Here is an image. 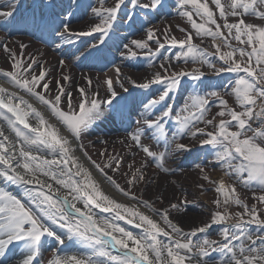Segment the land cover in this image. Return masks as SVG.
I'll list each match as a JSON object with an SVG mask.
<instances>
[{
  "label": "snow or ice",
  "instance_id": "1",
  "mask_svg": "<svg viewBox=\"0 0 264 264\" xmlns=\"http://www.w3.org/2000/svg\"><path fill=\"white\" fill-rule=\"evenodd\" d=\"M212 2L215 8L209 6L208 0H176L173 7L177 15L186 18L195 31L193 33L177 25L179 31L185 33L183 39H178L168 26L164 29V40L172 47L184 50L176 56L177 60L191 59L194 63L207 65L214 75L238 74V78L231 82L230 92L236 106L230 105L225 98L229 93L223 86L222 90L214 89L203 95L194 91L181 113L175 116L178 127L170 135L164 121L173 115V109L166 101L171 99V93L180 89L186 77L198 82L194 87L204 86L205 71L194 68L170 72L161 63L160 68L168 73L167 76L157 71L152 78L141 83L125 77L135 88L150 89L156 84H165V87L157 98L148 99L147 103L140 102L145 112L141 119L135 121V130L128 134L127 139L132 143L127 146L130 150L138 148L146 158L139 166L133 159L124 175L128 176L127 183L132 188L155 183L146 171L149 167L147 158H151L159 172L174 174L176 169L166 165L167 156L191 151L188 144L180 142L187 135L201 145L218 149L216 159L226 169L225 175L246 188L255 185L260 194L256 195L254 190L253 198L264 205V0H228L226 4L222 0ZM34 3L31 13L18 19L19 0H8L6 10H0V27L5 31L9 28L30 31L56 49L79 42L81 47L75 52L64 49L66 59H61L59 65L67 68L71 60L80 57L103 59L101 46L118 30V22L126 20L130 26L135 24L136 9L163 14L166 0H112L110 5L106 0H99L98 6L86 5L84 0H68L67 3L63 0H34ZM89 9L98 22L84 30H74L70 21L81 13L87 15ZM123 9H128L124 15L121 14ZM217 12L223 24L218 22ZM194 17H199L202 22H197ZM230 17L236 18L235 21L230 22ZM254 20L260 23L250 22ZM158 31L160 29L148 27L146 38L132 39L130 44L124 45L126 53L121 55L137 57L138 52L134 49L147 50L146 54L153 56L160 54L165 43L156 35ZM94 34H99L95 42L81 40ZM194 35L212 38L216 49L213 55L219 54V60L223 62L220 67L208 59L207 49L193 42ZM229 36L244 47H233ZM217 40L221 43H216ZM150 41L155 42V50ZM14 45L21 49L19 53L9 43L0 45L10 60V70L0 68V76L44 105L56 123L17 92L0 86V119L14 133V138H10L0 126V179L21 190L13 193L0 187V264H44L38 257L49 239L61 246L66 241L78 244L85 253L54 255L46 264H209V261L216 264L213 253L221 254L218 264H264V211L257 204L249 205L242 200L235 184L226 185L223 179L211 181L205 168L197 164L203 180L216 184L215 191L223 199L213 200L217 210L207 221L185 232L173 221L171 211H188V206L194 201H190L187 194H182L178 203L158 209L149 200L121 187L105 172V168L118 171L122 156H109L101 167L88 153L83 141L94 127L105 121L119 122L124 126L136 111L135 99L129 100L133 94L120 79V67L114 68L115 79L109 76L102 82L110 94L106 99L100 98L95 91L89 95L88 88L93 85V79L85 76L88 87L79 88L78 98L74 100L71 89L61 82L71 83L70 73H62L56 81L55 95H46L51 92L52 84V80L47 78L50 74L47 62L32 55L25 60L23 50L29 45L21 41H15ZM222 46L230 50L222 51ZM217 101L220 108L212 114L210 105ZM162 103L161 114L151 118L153 109ZM226 116L230 119H225ZM30 118L36 121L35 125L30 123ZM201 123L205 127L197 126ZM233 123L236 130H232ZM208 126L213 130H208ZM148 130H151L150 139L157 145L162 144L163 151H154L149 144L142 142ZM77 150L125 197L137 201L154 215L159 214L163 226L153 216L141 211L139 206L129 207L106 195L92 171L81 163ZM107 152L105 148L100 154L104 156ZM171 183L176 184V181ZM197 187L203 189L204 185L198 184ZM158 198L163 203V197ZM79 202L83 203L82 208L77 207ZM91 205L104 212H115L114 219L95 218ZM231 205L242 211L231 212ZM115 219L135 223L136 227L143 228V234L136 235L126 230L115 223ZM52 225L64 229V234L58 233ZM216 225L221 226L222 241L204 238L194 243L191 239ZM252 225L258 231L253 230ZM161 236L167 241L160 239ZM16 247H19V260L12 259ZM109 248L118 249L120 254L113 255Z\"/></svg>",
  "mask_w": 264,
  "mask_h": 264
},
{
  "label": "bare ground",
  "instance_id": "2",
  "mask_svg": "<svg viewBox=\"0 0 264 264\" xmlns=\"http://www.w3.org/2000/svg\"><path fill=\"white\" fill-rule=\"evenodd\" d=\"M106 3L110 5L112 3V0H106ZM98 5H99V0L96 6ZM94 22H98V18H96L89 10V13L85 15L83 19L75 22L71 26L74 30H84ZM148 23L147 25L139 29L138 33H136L133 36H130L129 39L125 41L124 45L130 44V41L132 39H141L142 37H146V29L148 27H155L157 29H160V31H158L157 33L161 36L164 33V29L167 28L168 26H171V33L176 37H180L183 34V32L179 31L177 25L183 28H187L188 25L184 17L177 15L176 8L173 6H172V13L168 12L160 19L157 17V21H148ZM1 37H3V35L0 34V38ZM15 41H21L29 45V47L26 50H23L25 53L24 55L25 60L28 59L29 55H32L37 57L40 61L47 62L46 66L50 69V74L47 78L52 80V84L50 85L51 92L46 93V95H55L56 81L60 79L62 73L64 74L70 73L73 78L71 83L64 81L61 82L66 84V86L69 89H71L74 100L78 98L79 88L88 87L87 81L84 79L85 76L91 77L93 79V85L88 88L89 95H91V93L95 91L99 93L100 98L109 97L110 94L106 91V86H104L102 82L109 76L113 77L114 79L116 78V73L114 71V68L117 66L121 68L122 75L120 76V79L125 81L126 87L131 86V84L128 83L125 77H131L132 79L136 80L137 83H141L144 82L146 79L152 78L154 73L157 71L162 73L161 69H158L160 68L157 65L158 58L151 57L149 64L147 63L149 60L146 63L141 62L140 64L138 63L130 64L129 62H127V57H129L128 55H123V58L120 59L117 64L102 72L87 70V68L80 69L78 68L77 65L74 64V60H71L69 62V67L62 68L59 65V61L61 59H66V57H61L58 51L44 47L30 40L29 38L23 36L12 37L5 40L4 43H9L11 47H14V50L17 53H19L21 49H19L18 46L14 45ZM197 41L198 44L202 47L207 46L209 43L208 40H203L201 38L197 39ZM208 52L213 54V50L211 49H209ZM122 53H126V49L124 47ZM138 53H141L142 57L149 56V54H146L147 50H138ZM186 67H188L187 70L200 68L202 71L205 72L207 71L199 63L193 66L184 65V66H180V68L173 67L172 69L173 71L175 70L185 71ZM0 68H3L6 71L10 70V60L8 59V54L3 51L2 47H0ZM207 72H211L210 77L215 76L212 70ZM0 86L8 88L10 92H17L19 96H23L24 99L28 100L37 109H39L45 115L46 118L50 119L52 123H56L55 118L51 117L49 110L44 105L40 104L34 97L25 93L23 90L17 89L11 84L7 83L6 77L0 76ZM115 87L117 88V90H119L118 84H116ZM225 89H227L229 93L231 92V88L229 86H226ZM37 90L39 91V89ZM229 95L230 97H232L231 94H228V96ZM218 110L219 108L215 107L214 109H212L211 113L214 114ZM144 112L145 109L143 108L142 105L139 113H144ZM219 119L220 118L217 117V120ZM30 121L33 125L36 124V121L34 119L30 118ZM0 126L4 127L5 133L8 134L10 138H14V133L11 132L6 122H4L2 119H0ZM121 140H124L125 143L121 144L120 143ZM90 141L91 143H89ZM103 141H107V143H103ZM83 142L87 148L88 153L92 156L93 159H95L102 166H104L107 163L109 156L123 157V161L121 163L122 166L119 168L118 171H114L111 168H105V172L108 174V176H111L113 180L119 183L121 187L127 189L125 186H123V179H127L128 177L124 175V173L128 171L127 166L132 162L133 159L136 161V166H139V163L141 162L144 156L143 152L136 147H133L131 150L128 148L127 145L131 144L132 142L130 141V139H127V135H105V134L97 133L93 129L91 134L84 138ZM142 142L147 144L145 140H142ZM185 142L190 146L192 150L199 148L197 152L199 154L197 158L198 160L192 165L193 167L192 166L183 167L181 165L182 160L186 156L185 152L171 153L169 155L170 158L169 162L170 164H173V166L175 167L176 169L175 173L174 174L161 173L159 172L158 169L155 168L154 164L152 165L149 164V167L146 169L148 177H151L152 180H155L156 182L138 185L137 187L134 188L133 192H135L137 196L149 200L158 209L169 207L170 203H178L181 195L187 194L188 199L190 201H194V203L188 206V211L186 213L184 212L177 213L174 210H172L171 218L175 223L179 224V226L182 227L185 232H190L193 228L197 226H201L203 222L209 219L211 213L214 210H217L215 205L213 204V199H215L216 191L214 188H210V189L208 188L210 187L208 186V184H212V183L203 180L202 178L203 174L200 172L199 169L196 168V165L200 164L205 168L206 174L210 177L211 181H219L223 179L225 184L229 185V177L226 176L225 173H222V170L224 171V166L216 158L208 161L207 164L206 161L207 159L205 160L204 157L205 155L208 154L211 155L210 150L209 149L207 150V146L199 144L197 140H193L190 136H188ZM105 148L108 149V152L104 156H101L100 153ZM199 150L201 151L203 150V153L202 152L200 153ZM134 153L135 155H133ZM76 155L80 157L81 163H83L87 168H89L92 171L94 179L99 183L101 190L106 195H109L111 198L117 200L120 203L128 205L129 207L139 206L141 211L147 213L148 215L153 216V218L161 222L163 226V222L161 221V217L159 214L154 215L148 209L144 208L142 205H138L137 201L132 200L129 197H125L122 193H120L115 188V186L106 179L104 175H102L98 170L95 169V167L91 164V162L88 161L87 158L82 155L80 150H77ZM48 158L51 159V156H49ZM204 163L206 165H204ZM215 164H220V165H218V167H215L216 166ZM73 171H75L74 168ZM172 180H175L176 184H172L171 183ZM198 184H203L204 188L203 189L198 188L197 187ZM0 187H5L7 188V190L12 191L13 193H17L21 191L15 185L5 182L2 179H0ZM161 196L163 197V203H161L160 199L158 198ZM221 198L223 199L222 196ZM69 199H71V197H69ZM77 207L82 208L83 203L82 202L77 203ZM90 207L95 218L103 217L108 220H113L115 217V212H104L102 211V209L96 208L94 205H91ZM229 210L233 213L237 211V209H235L233 205L230 206ZM126 220L127 219H115L114 222L119 224L121 227H124L126 230L133 232L136 235L143 234V228L136 227L135 223L129 224ZM52 227L60 234H64L65 232L64 229H60L56 225H52ZM250 227L253 230L258 231V229H256V226L252 225ZM220 228L221 226L216 225L213 227V229H211L212 234H210V237L212 240H217V241L223 240ZM202 235H204V233H198L195 237H191V239L196 242L201 241V239H199L198 237ZM160 239L167 241V238L163 236H161ZM109 250L112 252L113 255L120 254L118 249L109 248ZM84 253L85 250L81 248L78 244L70 243L66 241V244L61 246L54 243L51 244L49 240V243L45 244L41 249L39 260H41L42 262H44V264H46V262L49 259H52L54 255L64 256V255L84 254ZM214 260L216 261V264H218L220 259L214 258ZM209 264H213V262L209 261Z\"/></svg>",
  "mask_w": 264,
  "mask_h": 264
},
{
  "label": "rangeland",
  "instance_id": "3",
  "mask_svg": "<svg viewBox=\"0 0 264 264\" xmlns=\"http://www.w3.org/2000/svg\"><path fill=\"white\" fill-rule=\"evenodd\" d=\"M144 2H146V0L144 1ZM228 2V0H222V3H227ZM208 3H209V6L210 7H213V8H215V6H214V4H213V2H212V0H208ZM196 20H197V22H202L201 20H200V18L199 17H194ZM217 18H218V22L219 23H221V24H223L224 23V21L222 20V19H220L219 17H218V12H217ZM235 19L236 18H234V17H230L229 18V20H230V22H234L235 21ZM246 20L247 19H249V18H245ZM185 21H186V23L188 24L187 25V28H185V29H187L188 31H191V32H193L194 33V29H192L191 28V25H190V23L187 21V19L185 18ZM250 22H256V23H260V21L259 20H254V21H250ZM214 27V26H213ZM225 32H226V30H225ZM158 33H156V35H157ZM164 35H165V33H163L161 36L158 34L157 36L160 38V40H161V42H163V43H165V55H163L162 57H160L159 59H158V66L160 67V64L161 63H164L165 64V66L166 67H168L169 68V71H173V67H176V68H180V66H193V65H195V64H197V63H194L191 59H188L187 61H185V59H180V60H177L176 59V56L177 55H179L182 51H184L183 49H180L178 46L177 47H172L170 44H168V43H166L165 42V40H164ZM184 36H185V33H183L180 37H177L178 39H183L184 38ZM142 38H146V37H142ZM141 38V39H142ZM201 37H197V36H193V42L194 43H196V44H198V41H197V39H200ZM201 39H203V40H208L209 41V43H208V45L207 46H200L199 44V46H200V48H202V49H207V51L209 50V49H211V50H213V53H215L216 52V49H215V47L213 46V43H212V38L211 37H203V38H201ZM228 39L231 41V44H232V46L233 47H235V48H240V47H244V45H241L239 42H237V41H235V40H233L232 39V37L231 36H229L228 37ZM150 43V45H151V47L153 48V50H155V48H156V44H155V42L154 41H150L149 42ZM216 43H221V41L220 40H217L216 41ZM134 50H136L137 52H138V50L139 49H134ZM230 49L227 47V46H222V51H229ZM208 59L209 60H211L212 61V63H215L216 65H217V67H220L222 64H223V62L222 61H220L219 60V54H215V55H213V54H211V53H208ZM201 66H203L205 69H207L208 67H207V65H201ZM187 68L188 67H186L185 68V71H191V70H187ZM158 69H161V68H158ZM161 71H162V73H164L163 72V70L161 69ZM175 71H178V70H175ZM162 75H165V76H167L168 75V73H164V74H162ZM239 75H244L243 73H241V74H239ZM236 79L238 78V75H237V77H235ZM230 84V83H229ZM222 90V89H220V88H211V89H203V92H201L200 94L201 95H203V94H205L206 92H208V91H211V90ZM162 91L160 90V92H158L157 94H156V98L158 97V95L161 93ZM229 93V92H228ZM230 94V93H229ZM225 98L226 99H232V100H229V104L230 105H233V106H236L235 104H234V97L232 96V97H230V95L228 96V94L227 95H225ZM187 101H188V99H187ZM215 107H217V108H220V106H219V102L217 101L214 105H213V107H211V105H210V108H211V111H212V109H214ZM178 110V109H177ZM237 110H240L239 108H238V106H237ZM181 113V109H179L178 111H177V113L176 114H180ZM225 119H230V117H225ZM198 127H205V125L204 124H198L197 125ZM208 130H213V128H212V126H208ZM232 130H236V126H235V123H233V125H232ZM249 134H251V133H249ZM145 155V154H144ZM143 159H145V158H143ZM142 159V160H143ZM122 166V164L120 165V167ZM101 167H104V166H102L101 165ZM112 169V168H111ZM229 177V185H231V184H235L236 185V189H237V192L240 194V198L242 199V200H244L245 202H247L249 205H252V204H257V207H259L262 211H264V205H260V204H258L257 203V201L253 198V191L255 190V193H256V195H259L260 194V191H259V189L258 188H256V186L254 185L253 186V188H246V187H244L240 182H238L237 180H235L233 177H230V176H228ZM127 180H128V177H127V179H123V186H125L127 189H130L131 191H133L134 190V188H132L128 183H127ZM208 186H210V187H208L209 189L210 188H216L217 187V185L216 184H214V183H212V184H208ZM217 198H221V195L219 194V193H217L216 192V196H215V199H217ZM215 199H213V200H215ZM222 199V198H221ZM216 207V206H215ZM233 207L235 208V209H237V211H242V209L241 208H239V207H237V206H235V205H233ZM236 211V212H237ZM211 230V229H210ZM209 230V231H210ZM208 234H212V232L210 231V232H208V233H204V235H202V236H199L198 238L199 239H201V240H203L204 238H208V239H211V237H210V235H208ZM194 243H195V241H194ZM213 258H216V259H220L221 258V254L220 253H214L213 254Z\"/></svg>",
  "mask_w": 264,
  "mask_h": 264
}]
</instances>
